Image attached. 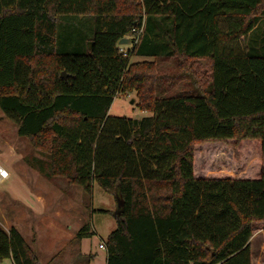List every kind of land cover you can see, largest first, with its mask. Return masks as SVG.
I'll return each mask as SVG.
<instances>
[{
  "label": "trees",
  "instance_id": "16d2710c",
  "mask_svg": "<svg viewBox=\"0 0 264 264\" xmlns=\"http://www.w3.org/2000/svg\"><path fill=\"white\" fill-rule=\"evenodd\" d=\"M262 24L264 0H0V110L44 157L29 167L82 188L88 207L93 184L118 191L105 264H251L252 224L264 221ZM242 35L244 52L227 47ZM182 79L188 89L169 92ZM132 92L149 116L109 113ZM229 141L257 147L258 172L197 175L194 147ZM92 234H74L71 264L93 259L79 249ZM62 254L40 263L15 227L0 228V261Z\"/></svg>",
  "mask_w": 264,
  "mask_h": 264
},
{
  "label": "rangeland",
  "instance_id": "374dc122",
  "mask_svg": "<svg viewBox=\"0 0 264 264\" xmlns=\"http://www.w3.org/2000/svg\"><path fill=\"white\" fill-rule=\"evenodd\" d=\"M89 23V20L80 19L75 25L85 33ZM261 29H264V24ZM246 41L247 35H242L226 45L234 51L244 52ZM119 46L122 50H127L131 48V43ZM130 61H139V58L133 56ZM201 64L203 68H207L204 61ZM187 89V81L182 79L169 92ZM137 105L138 99L134 92L120 93L114 97L109 113L136 119L150 115L147 111L139 110ZM2 115L0 110V117ZM15 128L12 121L6 117L0 118V159L8 161L6 168L10 173L0 184V228L6 231L11 226L15 227L40 263H45L57 251L62 250L61 264H71L74 259V234L87 224L93 234L84 238L79 249L82 253L93 255L89 264H105V251L98 245L102 244L115 227L114 214L120 205L118 191L109 195L93 184L88 207L82 188L68 183L60 176L46 178L37 169L28 166L27 161L44 157L32 147L28 138H21ZM14 148L16 153L12 155ZM256 148L253 144L242 141L196 145L195 173L208 176H251L258 172L261 163ZM97 209H105L109 213H100L95 211ZM253 234V241L257 239L256 235H261L264 244V221L253 222L252 236ZM0 264H12V261L6 258Z\"/></svg>",
  "mask_w": 264,
  "mask_h": 264
},
{
  "label": "crops",
  "instance_id": "0c3cea01",
  "mask_svg": "<svg viewBox=\"0 0 264 264\" xmlns=\"http://www.w3.org/2000/svg\"><path fill=\"white\" fill-rule=\"evenodd\" d=\"M137 59H138V57H137ZM142 59L143 58H139V61ZM2 117L5 118L4 115H2ZM2 117H0V118L3 119ZM14 130L16 131V128ZM15 151L16 150L14 148L12 150V155H14L16 153ZM17 155H19V154H17ZM0 158H1V152H0ZM7 163H8V161H5V159H0V171H4L7 174L5 177L0 176V184H2L9 177V174H10L9 169L6 168ZM114 223H115V220H114ZM256 236H257L256 237L257 239L255 241H253L254 234H253L252 238H250L251 264H264V244H262L263 243V239H262L263 237H261V235H256ZM83 240H84V238L80 241V244L82 243ZM102 249L104 250V248H102ZM83 254H86V253H83ZM105 258H106V256H105Z\"/></svg>",
  "mask_w": 264,
  "mask_h": 264
},
{
  "label": "water",
  "instance_id": "95a60500",
  "mask_svg": "<svg viewBox=\"0 0 264 264\" xmlns=\"http://www.w3.org/2000/svg\"><path fill=\"white\" fill-rule=\"evenodd\" d=\"M129 43H130V39L128 37H124V38H122V39H120L118 41V45H126V44H129ZM90 45H91V43H89V47H90ZM61 76L64 77V73L63 72L61 73ZM118 210H119V207H118Z\"/></svg>",
  "mask_w": 264,
  "mask_h": 264
},
{
  "label": "built area",
  "instance_id": "2783aa9c",
  "mask_svg": "<svg viewBox=\"0 0 264 264\" xmlns=\"http://www.w3.org/2000/svg\"><path fill=\"white\" fill-rule=\"evenodd\" d=\"M139 31H140V30H139ZM139 31H138V33H139ZM121 51H122V52H125V50H122V49H121ZM6 175H7V174H6L4 171H0V176H1V177H5ZM99 247H100V248H104V246H103L102 244H99Z\"/></svg>",
  "mask_w": 264,
  "mask_h": 264
}]
</instances>
